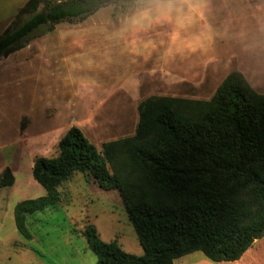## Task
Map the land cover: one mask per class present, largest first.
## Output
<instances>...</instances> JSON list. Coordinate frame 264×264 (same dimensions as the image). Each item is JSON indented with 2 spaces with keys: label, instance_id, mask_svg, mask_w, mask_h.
<instances>
[{
  "label": "rangeland",
  "instance_id": "1",
  "mask_svg": "<svg viewBox=\"0 0 264 264\" xmlns=\"http://www.w3.org/2000/svg\"><path fill=\"white\" fill-rule=\"evenodd\" d=\"M27 1L0 0V37ZM108 3L83 20L42 25L0 57V264H95L88 224L143 254L120 193L101 188L90 169L68 175L53 202L26 215L29 238L18 232L15 205L47 194L35 159L57 156L71 127L102 150L135 135L147 100L196 112L233 72L264 94V0ZM6 168L10 186L1 184ZM262 241L243 264H264Z\"/></svg>",
  "mask_w": 264,
  "mask_h": 264
},
{
  "label": "trees",
  "instance_id": "2",
  "mask_svg": "<svg viewBox=\"0 0 264 264\" xmlns=\"http://www.w3.org/2000/svg\"><path fill=\"white\" fill-rule=\"evenodd\" d=\"M108 4L28 0L0 37V55L24 48L42 25L83 20ZM25 14L30 18L17 24ZM139 109L134 136L99 150L73 126L57 156L35 159L33 176L47 194L15 205L18 232L29 238L26 215L53 202L68 175L90 169L101 188L118 190L143 248L141 255L130 253L88 224L84 236L95 264H174L194 251L215 262L241 258L264 235V94L233 72L196 112H183L167 98L147 100ZM14 180L6 168L1 184Z\"/></svg>",
  "mask_w": 264,
  "mask_h": 264
},
{
  "label": "crops",
  "instance_id": "3",
  "mask_svg": "<svg viewBox=\"0 0 264 264\" xmlns=\"http://www.w3.org/2000/svg\"><path fill=\"white\" fill-rule=\"evenodd\" d=\"M264 235L256 238L252 245L244 252L238 260L231 262H215L209 259L202 251H194L174 259V264H243L246 259L253 256L261 247Z\"/></svg>",
  "mask_w": 264,
  "mask_h": 264
},
{
  "label": "water",
  "instance_id": "4",
  "mask_svg": "<svg viewBox=\"0 0 264 264\" xmlns=\"http://www.w3.org/2000/svg\"><path fill=\"white\" fill-rule=\"evenodd\" d=\"M106 2H110V1H114V0H105ZM0 57H1V55H0Z\"/></svg>",
  "mask_w": 264,
  "mask_h": 264
}]
</instances>
